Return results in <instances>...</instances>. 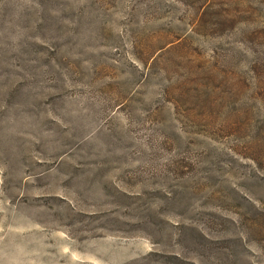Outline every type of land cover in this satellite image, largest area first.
<instances>
[{
    "label": "rangeland",
    "instance_id": "1",
    "mask_svg": "<svg viewBox=\"0 0 264 264\" xmlns=\"http://www.w3.org/2000/svg\"><path fill=\"white\" fill-rule=\"evenodd\" d=\"M0 264H264V0H0Z\"/></svg>",
    "mask_w": 264,
    "mask_h": 264
}]
</instances>
